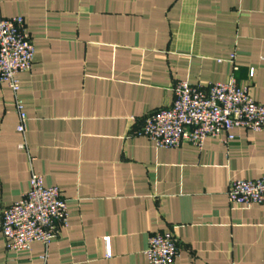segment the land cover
<instances>
[{
    "label": "crops",
    "instance_id": "crops-1",
    "mask_svg": "<svg viewBox=\"0 0 264 264\" xmlns=\"http://www.w3.org/2000/svg\"><path fill=\"white\" fill-rule=\"evenodd\" d=\"M0 13L21 16L35 48L19 74L26 150L0 83V213L32 172L68 207L47 245L8 250L0 232V264H146L149 236L166 230L172 264H264V204L226 195L231 180L264 173V129L199 149L135 133L172 104L178 80L232 77L264 104V0H1Z\"/></svg>",
    "mask_w": 264,
    "mask_h": 264
},
{
    "label": "built area",
    "instance_id": "built-area-1",
    "mask_svg": "<svg viewBox=\"0 0 264 264\" xmlns=\"http://www.w3.org/2000/svg\"><path fill=\"white\" fill-rule=\"evenodd\" d=\"M1 3V0H0ZM35 48L21 16L0 13V83L13 93L17 114L16 131L21 136L17 147L27 149L25 132L27 115L18 97L19 74L30 70ZM253 70L250 69L249 75ZM170 106L159 108L143 117L136 134L145 136L159 148L178 147L189 142L201 148L208 137L225 135L231 141L233 128L258 132L264 129V104L255 101L247 87L230 77L224 82L205 86L178 80L173 87ZM231 204L248 207L264 204V173L254 179L231 180L227 188ZM68 225V207L60 189L46 185L41 174L32 172L28 189L0 213V232L8 250H25L38 241L47 245ZM105 256L111 255L109 237H104ZM172 231L157 232L148 238L144 251L146 264H172L177 256Z\"/></svg>",
    "mask_w": 264,
    "mask_h": 264
}]
</instances>
